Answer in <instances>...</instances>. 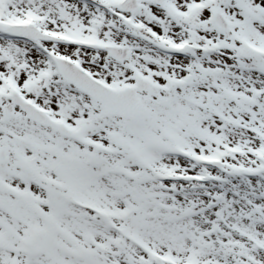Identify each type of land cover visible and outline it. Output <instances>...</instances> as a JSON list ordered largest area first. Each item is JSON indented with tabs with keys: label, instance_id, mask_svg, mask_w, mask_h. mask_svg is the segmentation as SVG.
Segmentation results:
<instances>
[{
	"label": "snow or ice",
	"instance_id": "1",
	"mask_svg": "<svg viewBox=\"0 0 264 264\" xmlns=\"http://www.w3.org/2000/svg\"><path fill=\"white\" fill-rule=\"evenodd\" d=\"M0 264H264V0H0Z\"/></svg>",
	"mask_w": 264,
	"mask_h": 264
}]
</instances>
